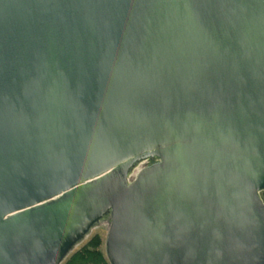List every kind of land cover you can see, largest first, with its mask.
I'll use <instances>...</instances> for the list:
<instances>
[{
    "label": "water",
    "instance_id": "95a60500",
    "mask_svg": "<svg viewBox=\"0 0 264 264\" xmlns=\"http://www.w3.org/2000/svg\"><path fill=\"white\" fill-rule=\"evenodd\" d=\"M264 0H0V264H264Z\"/></svg>",
    "mask_w": 264,
    "mask_h": 264
},
{
    "label": "trees",
    "instance_id": "16d2710c",
    "mask_svg": "<svg viewBox=\"0 0 264 264\" xmlns=\"http://www.w3.org/2000/svg\"><path fill=\"white\" fill-rule=\"evenodd\" d=\"M264 202V191L261 193ZM101 238L92 236L80 249L72 251L61 264H108L105 251L100 250Z\"/></svg>",
    "mask_w": 264,
    "mask_h": 264
},
{
    "label": "rangeland",
    "instance_id": "374dc122",
    "mask_svg": "<svg viewBox=\"0 0 264 264\" xmlns=\"http://www.w3.org/2000/svg\"><path fill=\"white\" fill-rule=\"evenodd\" d=\"M106 233H107V224L106 223L99 224L98 226H96L95 228H93L90 231L89 235L86 236L85 239L82 242H80L74 248L73 251H76V250L80 249L92 236L97 234L101 238L100 250L104 253V251H105L104 242H105V238H106Z\"/></svg>",
    "mask_w": 264,
    "mask_h": 264
}]
</instances>
